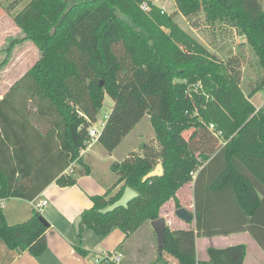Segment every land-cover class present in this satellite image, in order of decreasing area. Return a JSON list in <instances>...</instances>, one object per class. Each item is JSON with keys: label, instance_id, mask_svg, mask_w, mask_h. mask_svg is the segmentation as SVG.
I'll list each match as a JSON object with an SVG mask.
<instances>
[{"label": "trees", "instance_id": "obj_1", "mask_svg": "<svg viewBox=\"0 0 264 264\" xmlns=\"http://www.w3.org/2000/svg\"><path fill=\"white\" fill-rule=\"evenodd\" d=\"M173 1L183 17L202 13L206 23L227 25L244 38L260 69L248 95L240 88L236 60H219L148 0H29L12 17L19 37L8 38L0 49V73L17 46L31 44L38 53L0 99V203L12 198L32 202L52 183L72 187L78 177L90 175L82 152L105 95L117 105L97 144L111 153L130 133L134 125L118 107L120 64L109 50L115 41L131 66L145 68L163 90L167 116L149 118L158 149L141 144V155L132 153L110 165L115 184L104 195L90 197L92 207L80 214L73 248L81 257L89 255L82 247L84 228L102 237L116 228L128 237L160 218L167 202L181 208L176 194L188 183L193 184L192 218L188 227L165 228L157 263L167 264V255L177 264H242L244 245L208 248V260L198 261L195 240L244 231L264 250L255 232L264 231V109L249 100L264 92V0ZM144 2L148 12L140 7ZM127 110L135 114L133 107ZM209 124L222 132L224 145ZM158 164L161 176L143 182ZM127 187L138 195L128 208L102 214ZM45 222L34 208L29 220L9 226L0 205V241L10 251L38 257L46 250Z\"/></svg>", "mask_w": 264, "mask_h": 264}, {"label": "crops", "instance_id": "obj_2", "mask_svg": "<svg viewBox=\"0 0 264 264\" xmlns=\"http://www.w3.org/2000/svg\"><path fill=\"white\" fill-rule=\"evenodd\" d=\"M242 43H245V40H242ZM119 45L121 46L120 41ZM114 46H116V44ZM115 58L119 62L116 55ZM119 64V71H121L124 66L121 62H119ZM129 65H131L130 61ZM130 69H132V66H130ZM129 74H131V72ZM257 94L249 99L254 106L253 99ZM116 105V102H114L112 109L116 108ZM84 117L87 118L85 115ZM133 129L111 153L105 152L102 148L96 150V152H90L91 148L97 143L83 151L82 156L87 159V164L90 167V175L78 177L74 186L61 188L55 183H52L32 202L12 198L0 203L6 223L9 226H13L29 220L35 205L42 201H46V205L41 208L40 212L48 224V228L45 232L46 250L40 256L32 257L28 252L10 251L0 241V264H97L96 262L101 260L103 256L116 253L122 255L120 264L157 263V249H155L153 243V241L155 242V235L150 223H144L136 232L128 237L116 228L112 229L105 237L97 236L92 231L84 228L81 233L82 247L89 252V255L87 257H81L76 254L73 248L76 238L74 220L80 216L83 211L92 207L90 197L104 195L107 190L112 188L117 180V176L110 170V165L112 163H120L130 154L137 153L134 148L118 152L121 145L133 132ZM136 144L141 145L139 143ZM142 144H146V142ZM138 155H141V153ZM190 184L193 194V184ZM121 185L122 184L117 185L112 190L110 196L115 195L119 191ZM178 192L176 196L180 201ZM171 202L172 201L166 203V205H171V207L168 206L170 209H165L166 205H164L160 210V217L165 219L167 227H170L172 223L170 218L175 211L173 210L174 204H171ZM185 209L189 212L190 209H193L194 212V201L191 205H186ZM193 212L190 213L193 214ZM179 221L180 223L178 222V224H176V229L184 228V222H181V220ZM145 224H148V226H144ZM143 227L146 228V241H140L139 234H137ZM255 232L264 240L263 230L255 229ZM237 245H244L246 249L242 264H264V250L258 245L248 231L196 238V258L198 261H207L208 248L224 249ZM155 250L156 252L153 256ZM165 259L166 261L169 260L167 257Z\"/></svg>", "mask_w": 264, "mask_h": 264}, {"label": "rangeland", "instance_id": "obj_3", "mask_svg": "<svg viewBox=\"0 0 264 264\" xmlns=\"http://www.w3.org/2000/svg\"><path fill=\"white\" fill-rule=\"evenodd\" d=\"M150 1L154 4L156 3L157 7L163 10L167 15H171L182 30L205 46L206 49L214 54L219 60L224 62H227L230 59L236 60L237 63L235 64V69L240 72V88L245 95H248L249 92L256 87L260 77V69L256 57H254L253 52L248 45L242 43V40L244 39L236 34L234 28H230L223 24H208L205 22L202 13L189 18L183 17L178 13L173 0ZM28 2L29 0H0V49L7 43L8 38L19 37V30L15 27L12 17L25 7ZM115 44L116 46H114ZM109 50L113 55L115 54L118 57L119 62L124 66L123 70L118 71L116 75L122 86V93L118 101V107L134 125V129L132 128L133 132L127 137L118 152L134 148L135 151H137L135 154L138 155L140 154V145L136 143L142 144L144 142L152 148L158 149V145L154 139V132L149 122V118L152 114L162 117L167 116V109L162 103L164 93L163 90L160 89L158 78L153 79L154 77L146 71L145 68H142L141 71H136L133 67L130 69L131 65H129L127 54L122 45H119V41H115L111 44ZM71 57L73 58L74 55H71ZM1 58L2 56H0V60ZM37 59L38 53L31 44H23L14 49L11 60L6 69L0 73V99L5 95L9 88L33 66ZM129 71L131 74H129ZM131 86H134L135 90ZM127 101L129 102L127 103ZM253 102L256 109H264V92H259L253 99ZM81 104L84 108L88 109L86 101L81 100ZM127 104H130V106H128L130 109L133 107L134 115L131 116L130 113H128ZM113 105L114 101L105 95L102 107L97 112L95 121L93 122L94 129L98 131L102 130L101 124L105 121L106 117L109 116ZM136 114H142V116L136 120V118H134L136 117ZM189 135L190 132L184 133L185 138H188ZM101 148L102 147L99 144H96L91 148L90 152H96V150ZM84 161L87 163L86 158H84ZM189 184L190 183L184 185L178 192L180 198L179 202L182 205V208H185L186 205H191L193 202L192 187L191 184ZM171 204L173 203L171 202ZM168 206L171 207V205L168 204L165 206V209H170ZM190 212L192 213L193 209H190ZM179 220L173 214L170 218L172 223L169 228H171V230L176 229V224H178V222L180 223ZM183 224L184 227H188L189 225H187L186 222ZM144 226H148V224H145ZM145 230L146 228L143 227L137 233L139 234L140 241H146ZM154 240V247L157 249L156 237H154ZM155 252L156 250L153 252V256ZM163 256L164 259L166 257L169 259L166 261L167 264H177V262L171 257L167 255ZM156 264L164 263L158 262Z\"/></svg>", "mask_w": 264, "mask_h": 264}, {"label": "water", "instance_id": "obj_4", "mask_svg": "<svg viewBox=\"0 0 264 264\" xmlns=\"http://www.w3.org/2000/svg\"><path fill=\"white\" fill-rule=\"evenodd\" d=\"M102 85V82H100V86ZM162 174V168L161 165L158 164L154 170H152L150 173H148L144 178H143V182L147 181L148 179H151L153 177H158L161 176ZM137 194L131 190L130 188H125L123 191V194L121 195V197L114 202L112 205L106 207L105 209L101 210L100 212L102 214H106L109 212L114 211L115 209L118 208H124L127 209L128 208V203L130 201H132L133 199L137 198ZM174 215L180 219L183 222H189L192 218L191 213L186 210L185 208H179L177 210L174 211ZM80 216H78L75 220H74V228H75V232L76 234L78 233L79 230V223H80ZM46 223V222H45ZM47 225V223H46ZM151 228L154 232V235L156 237V243H157V255L160 257L162 256L163 253V249L165 247L166 241H165V236H164V231L166 226V221L164 218L160 217L154 221H152L150 223Z\"/></svg>", "mask_w": 264, "mask_h": 264}, {"label": "built area", "instance_id": "obj_5", "mask_svg": "<svg viewBox=\"0 0 264 264\" xmlns=\"http://www.w3.org/2000/svg\"><path fill=\"white\" fill-rule=\"evenodd\" d=\"M140 7L145 12H148L150 10V7L148 6V4L146 2L142 3V5ZM162 12H164V11L162 10ZM79 115H81V113H79ZM106 119H107V117H106ZM106 119H105V121H106ZM105 121L101 124V128L102 129L105 126ZM208 129L213 133L214 137L216 139H218L219 142L222 145L225 144L221 131L217 130L216 127L213 124H209L208 125ZM101 131H98V130L94 129L93 124H92L91 128L89 129L90 140H89V143L87 145V148L92 147L94 144L97 143L98 138H99V136L101 134ZM193 176L194 175H192V177ZM45 205H46V201H42L39 204L35 205V209L41 210V208L44 207ZM121 261H122V255L120 253H116V254H113V255L103 256L101 258V260L97 261L96 263L97 264H101V263L106 264V263H110L111 262V263H114V264H120Z\"/></svg>", "mask_w": 264, "mask_h": 264}]
</instances>
